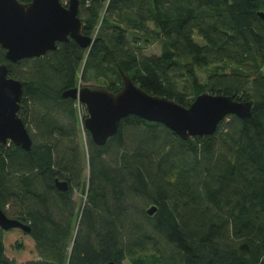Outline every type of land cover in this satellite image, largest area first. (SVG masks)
Instances as JSON below:
<instances>
[{
	"label": "trees",
	"instance_id": "16d2710c",
	"mask_svg": "<svg viewBox=\"0 0 264 264\" xmlns=\"http://www.w3.org/2000/svg\"><path fill=\"white\" fill-rule=\"evenodd\" d=\"M79 1L90 49L69 40L11 64L0 46L32 137L30 151L0 143V208L31 228L20 231L37 256L20 261L22 242L8 254L0 228V264H264V0ZM151 44L160 54L144 56ZM119 68L184 107L209 93L251 102L252 115L186 141L130 116L103 147L82 125L85 150L80 103L63 93L91 81L116 93Z\"/></svg>",
	"mask_w": 264,
	"mask_h": 264
},
{
	"label": "water",
	"instance_id": "95a60500",
	"mask_svg": "<svg viewBox=\"0 0 264 264\" xmlns=\"http://www.w3.org/2000/svg\"><path fill=\"white\" fill-rule=\"evenodd\" d=\"M79 8V0H70L67 4L61 0H32L30 3L0 0V46L6 52V61L16 64L40 58L69 40L90 49L94 38L84 34ZM258 16L264 20L263 12ZM119 72L123 85L116 93L95 86H78L63 93L64 98L85 106L88 117L84 127L99 147L114 138L122 120L130 116L161 124L186 141L213 136L219 124L229 116L246 119L252 115L251 102L209 93L198 95L189 107H184L175 100L148 94L121 68ZM22 98L23 83L9 76L7 64H0V143H13L30 151L32 137L19 114ZM56 187L61 192L69 190L65 181L56 180ZM156 212V206L147 209L149 216ZM0 228L5 232L13 229L31 232L28 225L9 218L1 208Z\"/></svg>",
	"mask_w": 264,
	"mask_h": 264
},
{
	"label": "rangeland",
	"instance_id": "374dc122",
	"mask_svg": "<svg viewBox=\"0 0 264 264\" xmlns=\"http://www.w3.org/2000/svg\"><path fill=\"white\" fill-rule=\"evenodd\" d=\"M65 4H67V2H65ZM160 51H161V49H160L158 44H151V45L147 46L144 50H142V54L144 56H153V55H159ZM263 73H264V71H263ZM199 76H200L202 81H204V79L206 78V74H204L202 72L199 73ZM79 86H95V87H103V88L105 87V85L98 84L95 81H91L89 83L80 82ZM76 107H77V117L79 120V128L81 130V134H80L81 135V143L83 145V148L86 150V134L82 130V125H84L83 121H84L85 116L88 117V113H87V110H86L84 105L77 104ZM28 119H30L29 116H27V120ZM29 125L30 124L28 123V126ZM30 130L33 134L35 133L34 128L32 126H30ZM86 172H88V170H86ZM74 198H75L76 202L78 203V205H80L84 202V201L82 202V199H83L82 195L79 194L78 192L75 194ZM23 236L24 235L20 231V229H13V230L4 232V244H5L6 250H7L8 254L11 255V253H15L16 250L18 249L17 243L22 242V244L24 245L25 251L24 252L23 251L22 252L21 251L16 252V255L19 258L22 257V255L25 253L23 258L20 259V261L27 262L29 260H35L37 258V256L34 254V249H33V246L31 244V243H33V245H34V242L29 236H24L25 238H27L29 240V243H27Z\"/></svg>",
	"mask_w": 264,
	"mask_h": 264
},
{
	"label": "built area",
	"instance_id": "2783aa9c",
	"mask_svg": "<svg viewBox=\"0 0 264 264\" xmlns=\"http://www.w3.org/2000/svg\"><path fill=\"white\" fill-rule=\"evenodd\" d=\"M79 105H81V103Z\"/></svg>",
	"mask_w": 264,
	"mask_h": 264
}]
</instances>
